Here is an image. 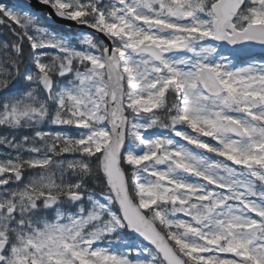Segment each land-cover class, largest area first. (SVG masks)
I'll list each match as a JSON object with an SVG mask.
<instances>
[{
    "label": "snow or ice",
    "instance_id": "6c2138e0",
    "mask_svg": "<svg viewBox=\"0 0 264 264\" xmlns=\"http://www.w3.org/2000/svg\"><path fill=\"white\" fill-rule=\"evenodd\" d=\"M39 3L0 2V264H264V0Z\"/></svg>",
    "mask_w": 264,
    "mask_h": 264
},
{
    "label": "water",
    "instance_id": "95a60500",
    "mask_svg": "<svg viewBox=\"0 0 264 264\" xmlns=\"http://www.w3.org/2000/svg\"><path fill=\"white\" fill-rule=\"evenodd\" d=\"M14 2L17 3L18 7H24L25 9L31 10L32 12H35L38 14H41L44 11L47 13L52 11L50 8L39 3V0H14ZM50 21L53 23H57V24H59L63 27H66V28L77 27V28L84 29L87 32H91L90 29H86V28H83L81 26H78L74 22H70V21H67L64 19H60V18L56 17L55 15H53V18ZM100 38L103 39V37H100ZM253 51L259 52L261 50L259 49V47H257L255 49H253Z\"/></svg>",
    "mask_w": 264,
    "mask_h": 264
},
{
    "label": "rangeland",
    "instance_id": "374dc122",
    "mask_svg": "<svg viewBox=\"0 0 264 264\" xmlns=\"http://www.w3.org/2000/svg\"><path fill=\"white\" fill-rule=\"evenodd\" d=\"M0 2H3V3H5V4H7V5L12 6V7L15 8V6L13 5L12 0H8V1L0 0ZM18 10H19V9H18ZM44 24H45V23H44ZM51 29H52V28H51ZM53 30H54V29H53ZM77 33H80V32H74V33H69V32H67V33H65V34H63V35L68 36V37H75ZM72 42H73L74 44L77 43V41H76L75 39H73ZM3 151H5V150L3 149L2 146H0V152H3Z\"/></svg>",
    "mask_w": 264,
    "mask_h": 264
},
{
    "label": "trees",
    "instance_id": "16d2710c",
    "mask_svg": "<svg viewBox=\"0 0 264 264\" xmlns=\"http://www.w3.org/2000/svg\"><path fill=\"white\" fill-rule=\"evenodd\" d=\"M4 29L0 28V39H3L4 38Z\"/></svg>",
    "mask_w": 264,
    "mask_h": 264
}]
</instances>
